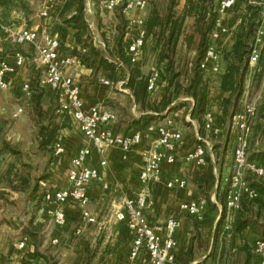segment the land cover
Instances as JSON below:
<instances>
[{"label":"built area","instance_id":"1","mask_svg":"<svg viewBox=\"0 0 264 264\" xmlns=\"http://www.w3.org/2000/svg\"><path fill=\"white\" fill-rule=\"evenodd\" d=\"M45 1L38 11V18L43 23L37 27L19 29H4L6 40L13 45H29L35 51L33 62L39 70L38 84L42 89H49L53 93V99L60 112L69 116L72 123L81 131L84 137V144L77 150L71 158L69 167L66 170V187L59 190H46L43 193V200L47 205H61L66 202H73L81 209V221L74 231L75 236H81L86 225H96V218L88 211L89 197L87 189L89 185L99 180L98 170L88 166V159L93 148L102 157L109 148H117L122 152V157L134 148L138 147L143 136L154 132L155 142L141 150L142 169L139 174L140 184L143 187L164 185L168 190H184L187 181L180 176H172L168 179L163 177V166H173L177 162L179 149L184 144V136L172 117H166L157 126H150L146 132L134 131L127 135L116 134L113 127L117 123V115L114 111L103 110L98 107H85L81 99L79 84L67 73L71 67L82 66L79 59L71 54L62 51L59 40L58 29L49 23L55 10L62 5L64 0ZM238 0H219L216 9V19L211 32V42L204 51L200 61L202 73L210 76H218L221 70L220 50L215 45L223 35L228 33V28L224 22L225 14L231 10ZM107 11H113L122 7V13L126 14L132 10L142 12L146 3L143 0H105L101 3ZM264 10V0L259 4ZM55 11V12H54ZM71 14L68 18L73 17ZM143 19L136 17L130 19L127 26V35L131 31H137L126 48V56L129 63L133 64L140 60L144 47V32L140 30ZM264 49V17L256 31L251 52L248 58L249 68L252 70L257 65L260 51ZM4 48L0 43V92L9 90L10 83L8 77L18 73V70L29 63V59L19 52H14V66L8 64L3 57ZM121 65V63L119 64ZM159 71L150 69L147 79V91L153 93L159 81ZM97 82L103 86H113L109 81L100 78ZM118 85V84H117ZM119 83L118 86H120ZM21 91L29 97L32 85L29 81H24ZM22 112L19 108L14 117ZM257 114L256 105L246 101L240 102L235 114L232 117L230 127V155L232 165L228 178L225 182V227L230 229V224L234 214L241 208V198L243 195L252 199L256 197V192L250 189L244 180L246 173L260 178L264 174V169L257 163L249 161L247 149L252 136V126ZM204 129L219 133L215 127V117L207 111L204 115ZM201 139H199L200 141ZM64 153L63 143L58 142L54 146V157ZM183 162L193 164L197 168L206 165L205 150L197 145L194 150L187 152L183 157ZM101 166L106 165L105 160L100 161ZM103 189L108 185L103 183ZM150 202L144 191L136 195H124L120 202L113 208V218L116 222L124 224L129 237L130 245L128 257L131 262L144 257L149 264H179L177 258L178 243L175 238L177 231L182 226L181 216H187L194 222L204 221L207 202L204 198L196 197L182 201L178 205L177 214L167 218L163 222L151 223L147 217ZM54 226H64L65 215L61 209L48 211ZM99 225V224H97ZM102 225L98 226L101 229ZM58 240H51V244L56 245ZM19 249L25 247L24 242L17 245ZM254 254L256 259L253 264H264V241L258 240L254 243Z\"/></svg>","mask_w":264,"mask_h":264},{"label":"crops","instance_id":"2","mask_svg":"<svg viewBox=\"0 0 264 264\" xmlns=\"http://www.w3.org/2000/svg\"><path fill=\"white\" fill-rule=\"evenodd\" d=\"M250 3L255 4V2L252 1ZM184 6L185 0H178V6L175 10L176 17L182 14ZM58 9L55 10L56 13L51 16L49 23L57 29L62 28L67 31L65 41V47L67 49L72 50L73 48H77V50H80V47L77 46L74 40V34L78 27V22L74 17L76 15H74L72 19H67V16L70 14L65 17H59L61 10L59 11ZM245 13V3L238 0L237 4L225 14L224 22L228 28V33L223 35L218 41L220 48L228 49L233 45L236 28ZM71 14L73 15L75 12ZM145 14L146 7L142 12L132 10L123 15L127 20L128 26L130 19L136 17H141L143 19ZM190 21L191 20H187L186 23H190ZM42 23L43 20L38 18V22L33 24L30 28L37 27ZM116 23L115 18H113V29ZM19 28L21 27L16 29ZM113 32L115 34V29ZM133 37V34L127 35L126 31L125 40ZM151 43L152 45L155 44L150 38L145 41L144 34V47L140 60L143 58L145 48ZM13 54L14 52L4 49L3 57L11 66H14ZM28 64L29 63L20 68L17 74L7 78L10 83L9 90L16 89L18 86H21L24 81H29L33 86L31 80L25 79ZM118 66L121 67L122 63ZM146 69H148L147 65L142 67L141 70L144 73ZM67 73L79 84L81 99L85 107H98L103 110L114 111L112 108L117 107L114 105L118 100L117 96L129 95L128 89L124 87V81L117 82L113 86H103L97 81L91 82V70L84 66L68 68ZM223 73L224 64L221 62V70L218 76H210L208 73L204 74L205 77L211 78L213 82L209 94L208 111L214 115L215 126L217 128H223L219 122L217 123V117L219 115L218 103L222 98V93L218 90V80ZM119 83H121L120 86H118ZM158 83L159 82H157L155 91L149 93L148 101L151 104L158 103L162 98L161 91L164 89L165 84ZM256 87L253 81V72L250 71L245 80V89L242 97L243 101L251 102V100H254V96H256L258 100L257 105L259 104L262 99L264 88L263 86L259 87V89ZM112 90L118 91L119 94L117 95L111 92ZM43 91V103H54L53 93L49 89H43ZM122 111L123 108L120 112ZM125 111L126 115H131V117L135 119L144 114L142 111H139L138 107L135 105L129 109L126 107ZM15 113L12 117H14ZM19 115L20 114L14 118H17ZM124 118L126 119V117ZM256 118L257 114L254 121H256ZM121 121L124 120L123 117L121 119L120 115V122ZM125 122L127 121H124V123ZM190 122L194 125L191 120ZM72 124L73 127L67 129L63 135L62 143L64 145V153L61 156L53 158V177L40 185L42 195L39 201L36 202L37 205L34 206L32 202L37 198L35 195L31 198L32 203H29L31 205L30 209L26 210V213L22 216L13 217L8 227L6 224H3L1 220L3 211H0V264H22L23 260L27 261V254L34 251L46 256L49 254L56 264H83L86 249L92 247L99 248V253L95 255L93 261H99L100 264H149L144 257L135 262L129 260L128 250L130 237L124 224L116 222L113 218L112 213L115 204L120 202L124 195H136L140 191H144L150 202V208L147 211L148 220L151 223L163 222L170 216L177 214L180 202L200 197L195 181L196 177H199L207 169L208 163H206L203 168H197L193 164L184 163V155L194 150L197 146V144L184 141V144L179 149L175 165L163 166V177L165 179L172 176L183 177L187 181V187L180 191L168 190L164 185L143 187L139 180V174L143 163L141 150L148 147L152 142H155L157 137L154 132L144 135L141 144L130 151L126 158L122 157V152L117 148L107 149L102 157L92 148L87 163L89 167L98 170L99 180L92 182L87 189L90 201L87 209L96 218L97 224L102 225V227L98 229L99 225L97 224L86 225L82 235L75 236L74 231L81 221L80 207L71 201L61 205H47L43 200V193L46 190H59L66 187V170L69 167L70 160L84 144L85 140L83 134L74 123ZM193 127L196 126L194 125ZM113 131L116 134L127 135L136 130L132 128L127 130L124 127L117 128V126H114ZM227 150H231L230 143H228ZM226 153L228 154V152ZM207 156L210 157V161L214 166V173L217 185L219 184V190L215 189L213 191L210 197L213 208L211 209L207 204L203 222L197 223L187 216H181L182 226L175 236L178 243V262L179 264H253L256 259L254 254V243L256 240L252 233L248 230L240 236H232L230 233H227L226 238H223L221 234L216 231V225L223 213L221 203L218 199L224 194L223 180H220L219 175V159H215L213 153ZM101 160L106 161L105 166L100 165ZM223 166H226V164H223ZM223 176L224 174L222 177ZM103 183L108 185L107 189L102 188ZM53 209H61L63 211L66 220L64 226H54L52 219L48 215V211ZM23 229L32 231V233L38 235V237L41 236L39 237V241L35 243L34 239L31 237L28 239L27 237L21 238L20 236H22L21 232ZM53 239L58 240L56 245L51 244V240ZM21 242L25 244L23 249L17 247ZM39 262L44 264L43 259H39ZM39 262L37 264H39Z\"/></svg>","mask_w":264,"mask_h":264},{"label":"trees","instance_id":"3","mask_svg":"<svg viewBox=\"0 0 264 264\" xmlns=\"http://www.w3.org/2000/svg\"><path fill=\"white\" fill-rule=\"evenodd\" d=\"M157 1L159 0H150L146 3V14L140 30L145 34V41L150 38L155 44L152 45L151 43L145 48L144 57L140 61L131 64L126 56V48L132 38L124 39L127 30V20L122 14V7L116 8L114 12L117 23L115 25L112 46L108 48L110 49L108 55H104L102 50L88 42L86 25L82 19L80 23L78 20L74 40L81 51L84 50L85 52L78 51L77 48H73L72 50L67 49L64 44L67 31L59 28L61 49L63 52L77 57L82 66L91 70V82H95L100 78L109 81L113 85L124 81V87L129 91V95L125 97L137 106L139 111L144 113L137 119L131 117L130 125H125L127 130L132 128L140 132H146L150 126L159 125L155 122L163 113L168 112L176 116L180 107L177 101L181 96L189 97L193 101V105L188 109V113L186 114L187 117L197 121L199 124L202 122L203 127V118L208 111L209 94L213 82L211 78L204 76L199 65L205 49L211 42L210 36L216 18V0H185L184 10L179 17H176L174 14L178 0H165L163 11L162 8L158 7ZM241 1L245 3L246 13L236 28L234 43L230 48L220 51V57L224 64V73L218 80V90L222 93V98L218 104L219 115L217 123L219 122L223 128L230 123L242 100L247 74L250 71L253 72L255 86H258L264 77V49L260 51L256 67L251 70L248 65L253 40L260 25L261 14L263 12L262 7L258 5L260 0ZM251 1L255 2V4H251ZM13 8L25 10L24 6L18 3V0H0V10L2 11H0V32H3L1 31V27H3V24H6L9 13ZM82 10V0H67L60 11V17H65L71 11L77 12L82 16ZM187 18L192 19L189 29H186L184 26V20ZM31 26V24H28L27 28ZM187 33L188 35L185 36ZM136 34L137 31L135 30L133 36ZM183 37L185 38V43L182 42ZM10 46L11 51L19 52L26 57L29 56H27L25 48L33 49L29 45L20 46L11 44ZM181 47L193 48L196 53L195 59L188 61L182 68L177 64L176 59ZM147 56L149 59L151 58L150 60H152L155 66L163 67L159 80H163L166 86L161 100L156 104H151L148 101V75L141 70L148 61ZM119 63H122L121 67L118 66ZM37 73L39 72L37 71ZM38 78L39 75L36 79H32L33 81L31 80L33 86L31 94L28 97L30 109L27 111L28 113L32 112L34 116L32 121L35 124V128H38V150L48 152L50 155L47 160L48 166H51L54 158V146L58 142L62 143L61 139H59V133L61 130L68 128L69 116L59 112L55 102L48 105V108L43 109L41 103V91L43 89L38 84ZM172 104L175 106H171ZM256 110L257 118L255 124L252 126L253 140L251 144L254 143V140H260L262 136L264 137V91ZM175 111L177 112L174 113ZM54 112L61 114L55 116L58 119L56 120L57 122H54ZM125 123L127 124V122ZM12 154L15 153L12 152ZM249 160L263 166L264 152L253 153ZM205 161L208 163V167L199 177H196L195 184L200 197L204 198L212 209L213 204L210 203V197L215 189L219 190V184L217 185L214 166L208 156H205ZM12 172H14V169L7 170L6 176L4 179H1L2 188H0V197L7 206H9L8 204L14 205L10 194L24 197L25 204H29L31 198L39 193L41 183H45L51 177L43 173L40 176L31 175L25 177L18 176L17 174L13 175ZM248 186L256 192V197L250 199L245 195L242 196L240 202L241 208L234 214L228 233L232 236H240L248 230L255 236L256 241H264V184L260 182V178L249 176ZM1 191H6L7 194ZM7 195H10V199L7 198ZM223 195L218 198L221 204L223 202ZM12 218L9 217L7 219L2 217L1 220L3 224L9 225ZM216 229L218 233L223 234V213L216 225ZM21 235V238H33L35 243L41 237L34 235L32 231L26 229L22 230ZM94 257L93 251L87 248L83 264L94 263ZM39 259H43L44 264L55 263L48 256L34 251L27 254V261L23 260L22 264H37Z\"/></svg>","mask_w":264,"mask_h":264},{"label":"rangeland","instance_id":"4","mask_svg":"<svg viewBox=\"0 0 264 264\" xmlns=\"http://www.w3.org/2000/svg\"><path fill=\"white\" fill-rule=\"evenodd\" d=\"M45 1L47 0H21V1L18 0V3L20 5H23L25 10H21V9L18 10L16 8H13L11 12L9 13L6 24H3L2 25L3 27H1V31L3 32H0V43H1V46L5 50L7 49L11 51V46H10L11 44L9 43L8 40H6L4 29L6 28L16 29L18 27H28V24H31V25L36 24L38 22V18H37L38 11L40 10L41 5ZM82 1H83L82 16H80L77 12H75L76 16L74 17L78 18V19L76 18L75 20L77 22L79 20V23L81 19L83 20L84 24L86 25L85 27H86V34H87L88 42L91 43L96 48H99L100 50H102L104 55L106 54L108 55L109 50H110L108 48L111 47L113 38H114L113 31L115 28L113 29V26H114L113 18H115V13H114L115 10H113L112 12L105 10L101 5V3L105 0H82ZM145 1L146 3H148V1L150 0H145ZM66 2L67 0H64L62 5L60 4L58 5L59 11L62 9V7L64 6ZM55 3L56 2L53 0V4ZM157 3H158V7L162 8V11H163V8L165 7V0L164 1L159 0L157 1ZM218 3H219V0H216L215 12H216ZM262 11L263 12L261 14V21L264 17V10ZM71 13H74V12L71 11L65 16L69 14L71 15ZM174 14L176 16V11H174ZM70 18L72 19L73 17H70ZM67 19H68V16H67ZM187 20H191L190 23H186ZM191 24H192V19L187 18L184 20V26L186 29H189ZM126 31L128 32V30ZM133 32L134 31H131V34H133ZM84 34H85V31H84ZM187 35L188 33L185 36ZM184 40L185 38L183 37L182 38L183 43H185ZM215 45L218 47L220 51L223 50L222 48H220L218 41L215 42ZM25 51L27 52L26 54H28L27 56H29L27 57L29 59V64L27 67V73L25 75V79L34 80V78L36 79L39 75V73H37V71L39 72V70L36 68L35 63L32 61V59L34 58V50L32 48L31 49L25 48ZM78 51H81V49ZM148 56H147L148 61L146 63V65L148 66V69H146L145 70L146 73L145 72L144 73L149 76L150 69L155 68L159 71V75H160L161 72L163 71L162 70L163 67L155 66L152 63V60H150L151 58L149 59ZM195 57H196V53L194 52L193 48H189V47L182 48L181 47L179 49V53L176 58L177 64L182 68L183 66H185L186 63H188V61L195 59ZM158 82L165 84L163 80L161 81L159 80ZM260 82L261 83H259L258 86L256 87L257 89H259V87L261 86H263L264 88V84H263L264 77ZM165 86L166 84L164 85V89H165ZM164 89L161 91L162 94L164 92ZM41 92L43 96L44 91L42 90ZM111 92L117 95L119 94V92L115 90H112ZM125 96L126 95L117 96L118 100L114 104L115 106H117L116 107L117 109L112 108L117 114V123L115 124L117 128H121V127L125 128V124L123 123V121L120 122V115H121V119L123 117V120L127 121L126 125H130V122L132 120L131 115L129 116L125 114L126 113L125 109L126 107L127 109H129L134 105ZM253 99L254 100H251V102L249 101H246V102L250 104L251 103L255 104L257 106L258 100L256 99V96H254ZM240 102H244L243 99ZM29 103H30V100H28V97H26L22 93L21 86H18L14 90L10 89V90L0 92V188H2L1 179L2 178L4 179V177L6 176V171L11 170V169L12 170L14 169V172H12V174L13 175L17 174L18 176H25V177L27 176L29 177L31 175L40 176V174L43 173L45 175L51 176L48 179H51L53 177V166L52 164L51 166H48V161H47L50 155L48 154V152H42L38 150V140H37L38 128H35V124L32 121L34 117L32 112L28 113L27 111L28 109H30ZM41 103H42L43 109L48 108L49 107L48 105L51 104V103L45 104L43 103L42 100H41ZM177 103L181 108L179 107V111L176 116H174V114H169L168 112H165L162 114L161 117H159L156 120L155 123L160 124L165 117H172L175 123L178 125L179 129L181 130L184 136L185 142L188 141L190 143L200 145L205 150V156H207L210 153H213L214 158L219 159V163H220L219 175H220V180L221 179L223 180V191L225 193L224 180L228 178L230 174L231 165H232L230 150L229 151L227 150L228 143H230L229 134H230V127H231L232 120L224 128H218L219 133L214 134L212 131L210 132L206 131L204 129V126L202 127V122H200L199 124L197 121L191 120L189 117H187L186 114L188 113V109H190L191 106L193 105V101L191 98L186 97V96H181L180 99L177 101ZM173 105L174 104H172L171 106ZM19 108H22V112L20 113V115L17 118L12 117V115ZM120 108L121 109L123 108L122 112H120L121 110ZM59 112H54L53 114L54 122H57L56 120H58L55 118V116L61 115ZM176 112L177 111H175L174 113ZM124 117H126V119ZM190 120L194 123L196 127H193L194 125L191 124ZM254 124H255V121H254ZM72 127H73V124L70 118H68V128L61 130L59 133V139H61V141H63L64 132L67 129H71ZM199 139L201 140L199 141ZM252 140H253V135L249 141V145L247 149L248 160L250 156L253 155V153L255 154V152H259V151L264 152V137L262 136L260 140H254L253 144H251ZM12 152H14L15 154H12ZM226 152H228V154ZM223 164H226V166H223ZM261 167L264 169V165ZM227 168H228V172H227ZM223 174L224 176L222 177ZM249 176H253V175L250 173H246L244 175V180L247 182V184H248ZM260 182L264 184V174L262 177H260ZM1 192L7 194L6 191H1ZM10 195L12 196V202L14 203L13 206H11L10 204H8L9 206H7L0 197V211H3V216H2L3 218L5 217L8 219L9 217L22 216L23 214L26 213V210L30 209L31 205L25 204L24 197H20L19 195H13V194H10ZM10 195H7L8 199H10L9 197ZM41 195L42 193L40 189L39 193L36 195L37 198L34 199V201H32L34 206L37 205L36 202L39 201V198L41 197ZM29 202L32 203L31 200ZM224 202H225V194L223 195V202L221 204L222 212L224 214V227H225L226 220H225ZM6 226L8 227L7 224ZM228 232L229 230L225 231L223 229V234L221 235V237L226 238V234ZM98 249H99L98 247L90 248V250L93 251L94 255L99 253ZM48 257L53 262L49 254H48ZM39 264L41 263L39 262ZM92 264H100V262L98 261Z\"/></svg>","mask_w":264,"mask_h":264}]
</instances>
